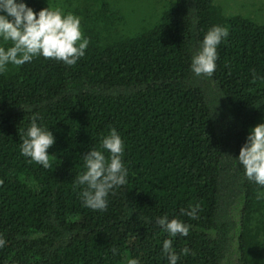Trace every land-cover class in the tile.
Listing matches in <instances>:
<instances>
[{
	"label": "trees",
	"instance_id": "16d2710c",
	"mask_svg": "<svg viewBox=\"0 0 264 264\" xmlns=\"http://www.w3.org/2000/svg\"><path fill=\"white\" fill-rule=\"evenodd\" d=\"M116 1L62 10L96 22L81 26L89 45L75 65L40 56L0 73V264H168L165 239L177 264H264V188L234 159L264 123V22L215 0ZM213 25L230 35L214 73L197 77L191 59ZM34 114L56 137L47 169L20 152ZM112 128L128 180L94 211L76 178ZM189 204L200 205L197 219L181 215ZM165 215L189 235L162 231Z\"/></svg>",
	"mask_w": 264,
	"mask_h": 264
},
{
	"label": "clouds",
	"instance_id": "9594fccd",
	"mask_svg": "<svg viewBox=\"0 0 264 264\" xmlns=\"http://www.w3.org/2000/svg\"><path fill=\"white\" fill-rule=\"evenodd\" d=\"M229 35L228 28L223 25H213L208 29L191 59L190 70L195 76L210 77L214 73L218 46ZM88 45L89 39L84 36L81 19L77 15L50 6L37 12L25 0H0V73L5 72L9 65L20 67L40 56L73 66L85 56ZM38 120L39 116L34 114L24 133L20 152L31 162L47 169L51 167L49 149L56 143V137ZM100 147L102 150L93 147L83 155L84 171L76 178L82 186L79 194L82 204L94 211H105L109 194L126 185L128 180V169L124 163L125 143L116 128L103 136ZM234 159L242 166L247 180L264 188V123L249 130L238 158ZM262 197L264 194H258V199ZM199 208V204H189L188 208L181 209V215L197 219ZM155 222L173 238L178 235L187 237L191 228L183 220L169 219L167 215L157 217ZM5 244L6 240L0 236V247ZM172 245V239H165L162 251L168 264H177L180 256ZM113 251L115 253V249ZM127 264H139V261L130 258Z\"/></svg>",
	"mask_w": 264,
	"mask_h": 264
},
{
	"label": "rangeland",
	"instance_id": "374dc122",
	"mask_svg": "<svg viewBox=\"0 0 264 264\" xmlns=\"http://www.w3.org/2000/svg\"><path fill=\"white\" fill-rule=\"evenodd\" d=\"M46 5H51L54 8H59L60 10H72L75 8H79L80 11L85 12V9L87 7H93L98 0H43ZM111 1V7H115L116 0H109ZM131 0H129L130 2ZM100 2V0H99ZM128 2V3H129ZM126 3V5L128 4ZM215 3L217 6L223 9V11L226 14H241L244 16H248L258 22H264V0H215ZM84 4L87 6H84ZM122 5V4H121ZM126 5H122V7L119 9L122 10L124 13H129L126 9ZM136 8L137 6L135 4ZM136 15H139L140 12L137 9L136 11L130 12L129 14L133 16V13ZM86 13V12H85ZM85 13L82 15H77L81 19V26L82 25H91L94 22V20H88L85 18ZM141 17V15H140ZM101 25V24H100ZM90 27H95L94 25H91ZM125 26L121 23L113 27L110 31L111 34H116L117 32L122 33ZM104 34H107L104 32Z\"/></svg>",
	"mask_w": 264,
	"mask_h": 264
}]
</instances>
